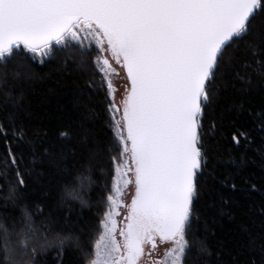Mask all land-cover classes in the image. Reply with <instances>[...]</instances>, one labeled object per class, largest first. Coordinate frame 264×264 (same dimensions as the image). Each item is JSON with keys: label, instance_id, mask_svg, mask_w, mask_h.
I'll use <instances>...</instances> for the list:
<instances>
[{"label": "snow or ice", "instance_id": "obj_1", "mask_svg": "<svg viewBox=\"0 0 264 264\" xmlns=\"http://www.w3.org/2000/svg\"><path fill=\"white\" fill-rule=\"evenodd\" d=\"M257 136L264 0H0V264H264Z\"/></svg>", "mask_w": 264, "mask_h": 264}, {"label": "trees", "instance_id": "obj_2", "mask_svg": "<svg viewBox=\"0 0 264 264\" xmlns=\"http://www.w3.org/2000/svg\"><path fill=\"white\" fill-rule=\"evenodd\" d=\"M38 101L42 100L43 97L38 96ZM48 100L51 104H55L57 102L56 97H48ZM260 100L259 97H256L255 99V106H259ZM260 144H259V137L257 136V143L254 144L249 150H248V157H249V164L248 167L244 173L246 177L251 179L252 181L256 182L259 185H261L262 177H264V162H262L261 156L259 154ZM262 201V195L261 192H257L254 196L248 197L244 199L241 203V208L246 209L249 204L254 203L257 208L259 204ZM240 222L245 224H250L254 232H258L261 227V217L259 216L258 212L254 213L251 216H245L240 215L239 216ZM226 227H228L226 225Z\"/></svg>", "mask_w": 264, "mask_h": 264}]
</instances>
